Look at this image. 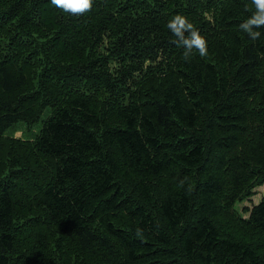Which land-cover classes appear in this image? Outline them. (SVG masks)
<instances>
[{"label":"trees","instance_id":"trees-1","mask_svg":"<svg viewBox=\"0 0 264 264\" xmlns=\"http://www.w3.org/2000/svg\"><path fill=\"white\" fill-rule=\"evenodd\" d=\"M252 11L0 0V264H264V190L245 205L264 188V28L239 29ZM176 14L206 58L172 42ZM46 111L34 139L6 135Z\"/></svg>","mask_w":264,"mask_h":264},{"label":"clouds","instance_id":"clouds-1","mask_svg":"<svg viewBox=\"0 0 264 264\" xmlns=\"http://www.w3.org/2000/svg\"><path fill=\"white\" fill-rule=\"evenodd\" d=\"M254 11L239 25V29L247 36L256 41L260 38L261 32L257 29L264 28V0H250ZM50 3L62 12L70 15H83L92 10L93 0H50ZM168 30L176 38L173 43L183 47V57L188 61L195 53L201 58L208 56V42L201 35L200 31L181 14L172 16L167 22ZM183 186V182H181Z\"/></svg>","mask_w":264,"mask_h":264},{"label":"rangeland","instance_id":"rangeland-1","mask_svg":"<svg viewBox=\"0 0 264 264\" xmlns=\"http://www.w3.org/2000/svg\"><path fill=\"white\" fill-rule=\"evenodd\" d=\"M48 113L49 111H46L38 122L30 126L23 121L16 123L14 126H12L10 129L7 130L6 135L14 136V137H23L25 139H31V140L34 139L37 136V134L40 132L43 125V121ZM263 190L264 188L260 189V193L259 195L256 196L255 201H258L260 199ZM253 203H257V202H254V199L245 201V205H248L250 207L252 206ZM239 207L240 204L238 203L237 208Z\"/></svg>","mask_w":264,"mask_h":264},{"label":"crops","instance_id":"crops-1","mask_svg":"<svg viewBox=\"0 0 264 264\" xmlns=\"http://www.w3.org/2000/svg\"><path fill=\"white\" fill-rule=\"evenodd\" d=\"M254 201H255V198L253 197Z\"/></svg>","mask_w":264,"mask_h":264}]
</instances>
